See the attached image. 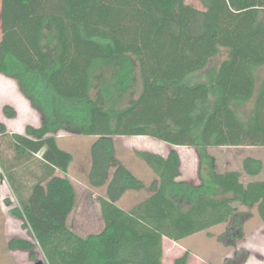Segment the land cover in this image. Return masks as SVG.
<instances>
[{
    "label": "trees",
    "instance_id": "trees-1",
    "mask_svg": "<svg viewBox=\"0 0 264 264\" xmlns=\"http://www.w3.org/2000/svg\"><path fill=\"white\" fill-rule=\"evenodd\" d=\"M185 1L0 0V75L16 83L40 118L39 127L26 126L21 135L0 124V144L11 154L0 157V180L18 201L10 215L35 240L12 238L10 251L34 259L38 247L46 264H162L164 239L178 243L224 223L232 241L241 239L249 214L235 202L255 206L264 223V182L245 188L239 173L219 174L211 162L199 184L178 181L175 150L166 157L135 150L156 181L130 210L116 204L145 185L117 160L115 137L191 147L200 160L208 148H264V78L259 84L256 78L264 70V0H201L203 10ZM221 49L226 59L208 70ZM134 63L141 92L116 108ZM202 72L203 80L191 81ZM248 102L251 114L243 120L234 105ZM2 114L16 116L9 106ZM60 132L96 138L87 176L90 187H105L96 233L81 235L68 224L76 190L67 177L72 155L56 141ZM33 160L39 174L26 184ZM261 170L259 160L242 161L248 177ZM247 257L241 250L224 264H244Z\"/></svg>",
    "mask_w": 264,
    "mask_h": 264
},
{
    "label": "rangeland",
    "instance_id": "rangeland-1",
    "mask_svg": "<svg viewBox=\"0 0 264 264\" xmlns=\"http://www.w3.org/2000/svg\"><path fill=\"white\" fill-rule=\"evenodd\" d=\"M185 3L197 10H203L201 0H186ZM227 57L225 49L220 52L210 61L207 69L210 70L219 65ZM133 80L130 88L127 89L123 97L117 101L116 108H123L127 106L132 100L136 99L141 92V80L137 66L133 64ZM207 70V71H208ZM204 72V71H203ZM199 73L191 77L192 82L201 81L205 77V73ZM257 83L264 78V70L260 69L256 72ZM2 81L10 82L4 76H0ZM11 88V87H10ZM92 99L97 97L96 90L91 93ZM252 102L234 105L237 114L243 120H247L251 114ZM22 116V115H21ZM4 117V116H2ZM39 119V116H38ZM28 120L26 116L22 119ZM20 120V122L22 121ZM0 121L7 122L5 118ZM15 127L14 125H12ZM11 128V126H7ZM96 138L92 136H77L60 132L56 136L58 147L72 155V162L67 173L68 179L75 187L78 193V202L72 216L69 217L68 224L71 228L81 234L96 233L102 228V221L98 209L97 198L99 195H105L103 189H91L83 192V186H87L86 171L90 165L89 148ZM144 137H115L113 138L114 145H116L115 154L117 157L125 162L143 176L145 173L151 172L148 166L137 159L134 155L135 146L137 143L146 141ZM154 140V139H152ZM158 142L157 140H154ZM159 143V142H158ZM161 147L157 149L161 155L167 156L169 151L174 149L181 158V176L178 180L187 181L192 184H199L201 177L207 176L208 163L211 162L214 170L223 174L227 171L238 172L241 171L242 161L246 157L257 159L264 167V148H231V147H217L206 149L208 158L199 159L194 148L191 147H172L161 143ZM0 157L4 156L9 159L10 151L6 145L0 144ZM140 151V150H138ZM259 178L264 180V173ZM148 185L151 181L147 176ZM241 183H247L243 178ZM82 186V188H81ZM89 187V186H88ZM81 188V189H80ZM93 191V190H92ZM81 193V194H80ZM123 199V205L130 207L142 200L141 197L148 192L144 190L131 192ZM145 193V194H144ZM85 196V197H84ZM96 204V205H95ZM18 201L11 191L7 180L2 177L0 180V264H36L42 262L46 264L45 259L37 247L35 249V258L29 259L28 254L21 251H10L8 249V242L12 238H23L35 243L33 235L21 227L22 222L10 215V209L16 207ZM233 207L241 213H252L251 219L246 222L245 228L242 227L243 237L238 240H231L232 234L228 233L229 226L227 223L220 224L205 232H201L190 236L179 243H172L168 240L164 241V257L163 264H173L174 260L181 257L185 252L189 253L186 264H224L227 259L232 258L234 253H240L241 250L248 252L247 260L249 264H262L264 261V225L255 218L256 210L254 208L248 209L242 207L238 203H233ZM255 213V215H254ZM85 214V215H84ZM240 257L241 255L238 254ZM260 256V257H259ZM258 258V259H256ZM246 262V261H245Z\"/></svg>",
    "mask_w": 264,
    "mask_h": 264
},
{
    "label": "crops",
    "instance_id": "crops-1",
    "mask_svg": "<svg viewBox=\"0 0 264 264\" xmlns=\"http://www.w3.org/2000/svg\"><path fill=\"white\" fill-rule=\"evenodd\" d=\"M1 76V75H0ZM6 78V77H5ZM8 79V78H7ZM8 80H10V79H8ZM11 87V88H10ZM4 106H9V107H11V108H13L14 110H15V112H16V116L14 117V118H12V119H8V118H6V117H2L3 116V114H2V109H3V107ZM22 115V116H21ZM0 116H1V118H5L6 119V123L5 122H2V121H0V124H2V125H4L5 126V128H6V132L8 133V134H24V130H25V127L26 126H32V127H34V128H36V127H39V125H40V118L38 119V113L36 112V111H34L31 107H30V105H29V103H28V101L21 95V93L19 92V90H18V88H17V85H16V83L14 82V81H12V80H10V82L8 83V82H6V81H2L1 79H0ZM24 116H26L27 117V119L28 120H26V121H23L22 119L24 118ZM20 120H22L21 122H20ZM11 126V128H8L7 126ZM12 125H14L15 127H13ZM144 138H146V137H144ZM149 138V137H148ZM153 139V138H152ZM152 139H146V141H143V142H139V143H137L138 145H139V147L138 146H135L134 148H135V150H140V151H148V152H152V153H156V154H159V155H161V153L157 150V149H159L160 147H161V144H160V142L161 141H158V142H155L154 140H156V139H154V140H152ZM161 143H163V142H161ZM163 144H165V143H163ZM166 145V144H165ZM114 147H115V151H116V145H114ZM172 147H174V146H172ZM172 150H174V149H172ZM115 156H116V158H117V160L123 165V166H125L136 178H138L139 180H141L143 183H144V185H145V188L143 189L144 190V192H146L147 190H148V192L149 193H147V194H145V195H143L142 197H141V199L142 200H144L145 198H147L148 196H149V194H150V185L154 182V181H156V177H155V175L152 173V171L151 172H149V173H145V175H147L148 177H150V179H151V181H150V183H149V185H148V180L146 179L147 178V176H143L141 173H139L138 171H136L133 167H131L130 165H128L127 166V164L125 163V162H123V161H121L118 157H117V155L115 154ZM161 156H163V155H161ZM36 157V159H39L40 157H39V155H37V156H35ZM163 157H165V156H163ZM179 158H180V156H179ZM247 158V157H246ZM254 159V158H253ZM244 160V159H243ZM257 160V159H256ZM34 162H33V165L31 166V163H30V168H32L33 170H32V173L31 172H28V174H26V176L25 177H23V182H25L26 183V181H28L26 184H30V182L31 181H33L37 176H38V174L39 173H37L36 171H35V165H36V161L35 160H33ZM180 162H181V158H180ZM89 168H90V165H89V167H88V169H87V171H86V178H87V176H88V172H89ZM69 169H70V165H69V168H68V172H69ZM67 172V173H68ZM180 172H181V166H180ZM227 172H232V171H227ZM226 173V172H225ZM237 173H239V175H240V178H239V182L241 183V181H242V179L244 178L245 179V181L247 182V183H241L245 188H250V189H252L253 187H254V184L255 183H258V182H264V180H261L260 178H259V176L262 174V173H264V167L262 166V170H261V172L257 175V176H253V177H248L243 171H242V167H241V171H238ZM179 179V178H178ZM177 179V180H178ZM178 181H181V180H178ZM185 182H187V181H185ZM89 186V187H88ZM81 188H82V186H81ZM80 188V189H81ZM83 188L84 189H82L83 190V192H85L86 190H88L89 188L91 189V192H93L94 193V190H99V189H103V192H104V194H105V187H100V188H92V187H90V185L88 184V180H87V186L85 185V186H83ZM89 189V190H90ZM93 190V191H92ZM131 192H135V191H126L123 195H122V197L118 200V202L116 203L117 204V206L119 207V208H121L122 210H124V211H128V210H130L133 206H135L136 204H138L139 202H141L142 200H140V201H138L137 203H135L134 205H132V206H130V207H127V206H125V205H123V199L125 198V197H127V195H131L132 197H134V194L133 193H131ZM81 194V193H80ZM102 196H104V195H99V197H102ZM85 197V196H84ZM135 198V197H134ZM77 202H78V193H76V203H75V208H74V210H73V212L75 211V209H76V206H77ZM236 203H238V204H240L242 207H245V206H243L241 203H239V202H236ZM96 205V204H95ZM246 208V207H245ZM255 210H256V207L254 206L253 207ZM95 211H97V213L99 212V208L97 209H95ZM73 212L69 215V217L70 216H72V214H73ZM246 213H248V212H246ZM249 214V216H248V219L244 222V224H243V228H245V226H246V222L249 220V219H251V215H252V213L250 214V213H248ZM85 215V214H84ZM254 215H255V213H254ZM69 217H68V219H69ZM255 218L258 220L259 218H258V215H257V212H256V215H255ZM260 220V219H259ZM69 221V220H68ZM263 225H264V223H262ZM263 231H264V229H263ZM165 240H167V239H164L163 240V244H164V241ZM169 241V240H168ZM170 242H172V241H170ZM181 242V241H180ZM172 243H174V242H172ZM179 243V242H178ZM175 244V243H174ZM163 257H164V246H163ZM260 257V256H259ZM256 259H258V258H256ZM162 264H163V261H162ZM244 264H249V262H248V260H246V262L244 263ZM252 264H255V263H252ZM262 264H264V261L262 262Z\"/></svg>",
    "mask_w": 264,
    "mask_h": 264
},
{
    "label": "water",
    "instance_id": "water-1",
    "mask_svg": "<svg viewBox=\"0 0 264 264\" xmlns=\"http://www.w3.org/2000/svg\"><path fill=\"white\" fill-rule=\"evenodd\" d=\"M36 264H42V262H37Z\"/></svg>",
    "mask_w": 264,
    "mask_h": 264
}]
</instances>
